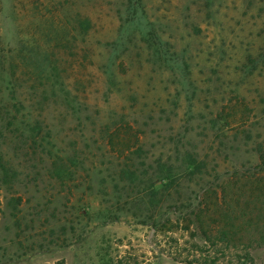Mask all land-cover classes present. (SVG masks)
<instances>
[{
  "label": "rangeland",
  "instance_id": "374dc122",
  "mask_svg": "<svg viewBox=\"0 0 264 264\" xmlns=\"http://www.w3.org/2000/svg\"><path fill=\"white\" fill-rule=\"evenodd\" d=\"M261 152L264 0H0V264H238L182 217L244 208Z\"/></svg>",
  "mask_w": 264,
  "mask_h": 264
},
{
  "label": "trees",
  "instance_id": "16d2710c",
  "mask_svg": "<svg viewBox=\"0 0 264 264\" xmlns=\"http://www.w3.org/2000/svg\"><path fill=\"white\" fill-rule=\"evenodd\" d=\"M259 156L260 168L264 170V152H261ZM191 162L194 163V161ZM195 168L198 170L199 165L196 164ZM167 171L170 170L164 171L162 167H159L145 182L140 181L141 184L147 185V198L150 206L155 207L159 202L168 201L171 196L168 195L165 198V194L172 185V180L169 179ZM121 172L127 178L129 186L136 184V180H139V175H137L135 170L123 169ZM0 174L1 182L5 185L11 183L16 175L11 166L3 164L1 161ZM254 188L256 193L245 202L244 208L237 212L224 208L222 203L219 202L216 193L206 194L203 199L199 200L190 215L182 217V220L188 223L184 229L188 230L190 228L189 224H193L209 248L221 246L223 249H232L237 254L238 264H257L250 248H252L254 242L256 248L264 246V213L260 208L264 206V183L257 182ZM176 193L179 192L177 191ZM250 206L256 208V212H253ZM165 221L170 222L169 219ZM162 225L163 223L161 225L160 223L159 225L153 223V228L157 230L158 226ZM243 233H246V238L251 242L248 245L242 243L240 239L244 235ZM199 256L204 257L202 264H216L215 257L208 255L205 259L204 255L200 254Z\"/></svg>",
  "mask_w": 264,
  "mask_h": 264
}]
</instances>
